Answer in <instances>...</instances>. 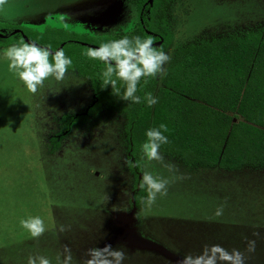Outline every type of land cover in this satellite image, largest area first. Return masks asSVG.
I'll return each mask as SVG.
<instances>
[{"label":"rangeland","instance_id":"obj_1","mask_svg":"<svg viewBox=\"0 0 264 264\" xmlns=\"http://www.w3.org/2000/svg\"><path fill=\"white\" fill-rule=\"evenodd\" d=\"M170 16L175 46L264 24V0H175ZM0 20L39 31L50 25L111 35L130 32L137 13L130 0H8ZM7 48H0V264H27L30 255L57 264L65 245L73 264H83L89 248L106 244L123 248V264H178L214 244L240 250L245 264H264V169L191 171L160 149L163 163L142 152L143 172L169 184L150 208L138 205L124 117L104 112L91 118L67 132L54 151L62 117L87 112L93 89L67 72L33 94L9 71ZM29 216L44 221L38 239L20 225ZM248 240L256 241L254 252H247Z\"/></svg>","mask_w":264,"mask_h":264},{"label":"trees","instance_id":"obj_2","mask_svg":"<svg viewBox=\"0 0 264 264\" xmlns=\"http://www.w3.org/2000/svg\"><path fill=\"white\" fill-rule=\"evenodd\" d=\"M130 1L137 13L134 28L111 35L93 36L50 25L39 31L0 20V48L24 40L51 45L53 51L63 49L72 60L68 72L86 78L93 89L95 99L87 112L62 117V127L52 138L54 151L67 132L91 118L104 112L123 116L127 165L138 205L147 196L146 187L140 186L142 145L147 131L161 124L169 129L164 133L169 143L160 150L191 171L264 169V24L173 46L176 36L170 10L175 0ZM125 35L151 36L154 46L167 54L173 48L162 78H141L136 92L139 104L121 99L122 81L117 80L119 96L111 85L102 87L107 65L84 54ZM148 93L157 98L152 106L144 99Z\"/></svg>","mask_w":264,"mask_h":264},{"label":"clouds","instance_id":"obj_3","mask_svg":"<svg viewBox=\"0 0 264 264\" xmlns=\"http://www.w3.org/2000/svg\"><path fill=\"white\" fill-rule=\"evenodd\" d=\"M8 0H0V11ZM67 28V25H65ZM91 59L102 61L107 65L102 72V87L111 85L113 94L120 95L117 88V80L122 81L125 89L121 99L132 103H141V97L136 95L137 85L141 78L157 77L161 78L166 74L164 65L171 59L170 55L154 46L151 36L141 38L127 35L119 39L101 43L99 47L88 48L84 53ZM4 58L9 61V71L13 72L17 78L23 82L27 90L33 94L38 88L43 86L44 81L50 77L57 81L64 79L69 67L72 65L71 58L65 55L63 49L53 51L52 46L41 47L35 42H25L21 40L19 44H13L5 49ZM147 83V80H145ZM149 106L157 102V98L151 93L144 97ZM169 129L166 124H161L159 128L149 129L146 133L147 141L142 145L144 157L148 161L164 162V157L159 149L161 145L169 143L168 137L164 134ZM170 171L175 169L174 165L165 164ZM184 179L185 177H179ZM169 181L162 177L154 176L152 172L145 170L142 174L141 187H146L147 196L143 203L146 207L155 204L157 196H166ZM223 214V206L217 208L215 215ZM20 225L32 238L38 239L46 231L44 221L39 216H29L20 220ZM67 228L59 226V231L64 232ZM254 235H259L254 233ZM256 241H247V252L255 251ZM63 259L57 257V264H73L71 249L65 245L62 253ZM86 259L83 264H123L126 253L123 248H113L111 244L104 247L89 248L86 252ZM245 254L238 249L231 251L219 244L205 246L196 255L186 254L178 264H245ZM27 264H51V261L43 256H29Z\"/></svg>","mask_w":264,"mask_h":264},{"label":"flooded vegetation","instance_id":"obj_4","mask_svg":"<svg viewBox=\"0 0 264 264\" xmlns=\"http://www.w3.org/2000/svg\"><path fill=\"white\" fill-rule=\"evenodd\" d=\"M77 32V31H76ZM86 34H88V33H86ZM89 35H92V34H89ZM93 36H100V35H93ZM102 36V35H101ZM94 97H95V94H94Z\"/></svg>","mask_w":264,"mask_h":264}]
</instances>
